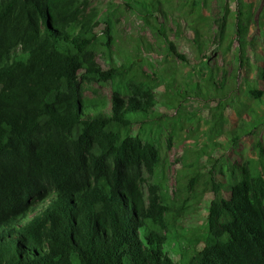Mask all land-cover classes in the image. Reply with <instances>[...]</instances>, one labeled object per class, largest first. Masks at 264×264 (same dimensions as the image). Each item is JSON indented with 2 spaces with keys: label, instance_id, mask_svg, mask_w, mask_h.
I'll return each instance as SVG.
<instances>
[{
  "label": "trees",
  "instance_id": "obj_1",
  "mask_svg": "<svg viewBox=\"0 0 264 264\" xmlns=\"http://www.w3.org/2000/svg\"><path fill=\"white\" fill-rule=\"evenodd\" d=\"M215 1L213 15L211 0H125L180 79L176 60L114 64L116 0H0V264H264V110L242 101L264 108V50L254 5ZM190 99L210 107L208 142L170 193L163 149L191 123Z\"/></svg>",
  "mask_w": 264,
  "mask_h": 264
},
{
  "label": "rangeland",
  "instance_id": "obj_2",
  "mask_svg": "<svg viewBox=\"0 0 264 264\" xmlns=\"http://www.w3.org/2000/svg\"><path fill=\"white\" fill-rule=\"evenodd\" d=\"M107 1L108 0H89V2H91L92 4H98L102 6L103 9L107 8ZM244 1L252 3L255 7V22L252 26V32L253 35L256 36V38H259L260 47L263 51L264 35H262L261 32L262 30H264V19L259 20L258 14L264 6V0ZM116 2L118 3L120 12H118V14L114 17V25L117 36L116 45L112 49L114 64L124 63L126 62L125 58H127V56H132L133 60H136L135 62L142 64L143 69L150 72L154 69H165L166 61L176 60V70L178 69V78H180L181 73H186L188 71L185 67L182 66L181 63H179L180 61L178 60V58L174 59L171 56H166L165 49L162 46H158L159 44L158 42H156L150 28L146 26V24L138 14L132 11L130 7L125 4V0H116ZM210 3L211 4L209 7V11L214 15L218 12V4L215 0H211ZM173 38L174 37L172 35L171 39ZM216 40L217 39L215 38V42ZM181 42L182 43L180 49L187 54L190 53V43L184 42V40H181ZM250 55H254L252 51H250ZM108 58V55H100L97 59L99 65L90 66L87 72L99 69L100 66L105 68L107 64L106 60ZM219 61L223 62L221 58ZM230 68L231 67L228 66V69ZM253 76H256L255 71ZM187 80L188 79L185 76L182 78L183 84L181 90L190 92L193 90L194 85L193 83H189ZM93 86L99 89L101 95L107 96L108 98L111 96L112 89L110 85L99 86L97 84H94ZM87 94L92 95L90 91H88ZM242 101L248 103L249 105H254V107H257V110L260 112L264 110V108L261 109L257 106L255 98L243 97ZM211 103L212 106H215L217 104L216 101ZM184 105L190 111L187 115L192 119V121L191 123H189L190 121H187L183 130L180 132V138L175 139L171 147L167 148V146L165 145L163 149V155L165 159L164 169L170 193L173 192L176 188L175 176L178 170L181 169L182 162L185 160L186 154L194 156V152H202V149H200V145L208 142V137L202 132V130L206 129L211 122V112L210 107H208L209 105L206 106L197 99H190L187 102H184ZM243 115L246 116L245 112ZM197 117H202V123L198 122ZM239 122V117L237 115H234L232 119V127L238 126ZM193 127L194 130L192 131V129L190 128ZM188 128L191 132L188 131ZM251 141H253L252 136H245L241 138V149L243 154L248 152L247 147L251 143ZM207 150L210 151L212 149L207 148ZM213 150L214 151L212 154L216 158H220L222 156V152L224 151L222 147ZM226 155L231 157L233 160L239 159L236 152L232 149L226 152ZM204 158L206 159L207 157L204 156ZM195 187L197 188L198 186ZM179 194H182L184 197L187 196V193H184V191L179 192ZM198 196V199H193L192 202L193 204L194 202H196V205L198 207L197 213L195 215V220L197 221L196 224H198V226L201 228L204 224L205 216L207 213L206 207L209 204L211 195L208 192L200 191L198 192Z\"/></svg>",
  "mask_w": 264,
  "mask_h": 264
}]
</instances>
